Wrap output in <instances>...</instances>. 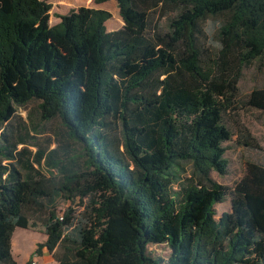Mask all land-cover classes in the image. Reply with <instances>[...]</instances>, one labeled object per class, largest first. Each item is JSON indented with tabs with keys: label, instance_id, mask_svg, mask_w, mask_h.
Listing matches in <instances>:
<instances>
[{
	"label": "trees",
	"instance_id": "16d2710c",
	"mask_svg": "<svg viewBox=\"0 0 264 264\" xmlns=\"http://www.w3.org/2000/svg\"><path fill=\"white\" fill-rule=\"evenodd\" d=\"M114 1L123 25L107 31L104 10L80 7L50 26L47 2L0 0V264H17L11 238L36 228L25 215L35 208L48 216L33 254L61 248L57 264H264V163L247 162L232 187L212 177L227 174L233 138L260 150L225 117L264 112V89L236 107L243 69L264 59V0ZM149 12L174 15L161 30ZM31 101L80 147L83 168L50 164L58 146L24 159L27 135L8 139ZM42 159L58 177L33 168ZM59 199L78 203L75 222L73 208L57 217Z\"/></svg>",
	"mask_w": 264,
	"mask_h": 264
},
{
	"label": "rangeland",
	"instance_id": "374dc122",
	"mask_svg": "<svg viewBox=\"0 0 264 264\" xmlns=\"http://www.w3.org/2000/svg\"><path fill=\"white\" fill-rule=\"evenodd\" d=\"M51 5L50 9V25H54L57 22V16L68 14L71 10H76L80 7L100 9L108 12L110 18L105 22L107 31H114L123 25V21L119 16L117 4L114 0H109L103 3H96L95 0H41ZM154 22V26H158L161 30L166 28L167 19L171 18L174 13L169 12L165 17L161 18L160 14L151 15ZM253 89H264V59L257 60L245 67L241 74V79L238 83V98L236 107L239 106L241 101H244L246 96ZM38 102L31 101L24 107L17 108L16 113L12 120L7 125L6 135L9 140L17 141L20 136L26 134L25 147L29 153L25 154L24 159L29 156V159L33 156L37 148L44 149L48 152L58 146V153L55 156V160L50 161L53 163L60 161L62 166H66L67 169L71 167H77L78 170L83 168L84 157L82 151L77 144L70 142L63 130L60 122L57 119L50 121H41L38 115L37 109ZM230 127L242 125L246 128L251 137L256 141L260 150H252L241 144H236L235 138L230 142L224 144L227 148L225 153L226 160L228 161V171L225 176H219L216 173H212L213 179L224 186L232 187L238 182L245 174V165L247 162H260L264 163V112L257 110H241L238 108L236 112L226 116ZM111 136L120 141V134L116 125H112ZM241 142V141H240ZM5 145V143H3ZM23 144L17 146V150H22ZM73 160V161H70ZM5 164L4 161H2ZM34 162V161H33ZM185 166L186 174L188 177L191 171V167L188 163H183ZM23 167V166H22ZM33 168L40 172L41 176H57L55 170L51 169L47 165V161L42 159L39 164L34 163ZM20 170L22 174H26L23 168ZM78 203L73 205L72 203L57 200L56 215L60 219L68 208H73V214L70 216L72 220L78 218L81 211L77 207ZM224 204V203H223ZM217 207V214L219 215L223 211L228 210V204ZM223 205V206H222ZM25 215L29 218L30 222L36 223L34 229H21L16 228L11 238V254L13 260L17 264H31L35 260L38 264H57L55 258H59L64 255V252L57 249L54 255L49 254L45 248L41 249L40 255L33 254L36 245L45 241L46 237L43 233V227L41 221L47 218L46 209L38 211L35 209L25 210ZM150 251L155 257L166 259L169 254V249L166 246L149 247Z\"/></svg>",
	"mask_w": 264,
	"mask_h": 264
},
{
	"label": "crops",
	"instance_id": "0c3cea01",
	"mask_svg": "<svg viewBox=\"0 0 264 264\" xmlns=\"http://www.w3.org/2000/svg\"><path fill=\"white\" fill-rule=\"evenodd\" d=\"M50 12V11H49ZM63 15H66V14H63ZM63 15H58V16H63ZM58 16H57V22L54 24V25H56V24H58L59 22H60V19L58 18ZM49 25H50V14H49ZM54 25H52V26H54ZM51 26V25H50Z\"/></svg>",
	"mask_w": 264,
	"mask_h": 264
},
{
	"label": "built area",
	"instance_id": "2783aa9c",
	"mask_svg": "<svg viewBox=\"0 0 264 264\" xmlns=\"http://www.w3.org/2000/svg\"><path fill=\"white\" fill-rule=\"evenodd\" d=\"M31 264H38L35 260H33L32 262H31Z\"/></svg>",
	"mask_w": 264,
	"mask_h": 264
}]
</instances>
